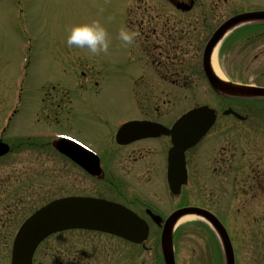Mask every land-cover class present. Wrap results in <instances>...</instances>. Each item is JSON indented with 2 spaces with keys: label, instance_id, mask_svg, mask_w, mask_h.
Returning a JSON list of instances; mask_svg holds the SVG:
<instances>
[{
  "label": "rangeland",
  "instance_id": "rangeland-1",
  "mask_svg": "<svg viewBox=\"0 0 264 264\" xmlns=\"http://www.w3.org/2000/svg\"><path fill=\"white\" fill-rule=\"evenodd\" d=\"M208 1L209 8L197 6L182 15L164 0H0V130L21 97L19 111L1 138L13 146V151L0 159V264H11L13 238L23 221L51 201L70 196L111 199L106 195L111 191L121 202L123 192L133 202H140L130 186H101L81 170L63 166L62 171L55 164L58 160L52 158L56 154L51 148L42 147L41 142L27 144L19 138L23 135L20 133L46 130L69 135L91 146L104 162L108 155L110 159L116 156L109 145L114 130L144 114V106L139 103L160 105L159 115L171 121L201 106L222 113L230 107L248 118L240 122L222 117L213 133L190 152L192 185L184 189L186 196L181 194L175 200L168 201L166 194L170 195L164 186H157L158 173L151 177L128 173L122 153L114 166L117 178L139 185L136 187L144 190L139 194L151 197H145V201L155 203L167 216L186 206L215 210L232 237L237 264H264V204L252 203L241 188L232 184L236 175L238 186H248L249 179L252 182L249 171L253 151L260 153L261 157L255 158L264 175V104L219 99L202 68L209 26L217 27L237 12L262 6L263 1L228 0V5L219 6L217 1ZM142 7L147 11L144 19L138 11ZM155 13V23L178 27L185 39L180 46L164 45L152 52L157 56L173 50V64L168 66L180 73L176 78L156 81L158 85L152 91L151 81L140 76L148 78L151 68L147 56L141 55L139 40L126 47L119 40V31L127 27L138 33L134 26L152 23L150 18ZM92 20H99L108 29L111 45L107 54L93 56L66 44L73 25ZM163 57L158 60L165 67L167 56ZM217 69L233 83L264 88V28L227 41L218 55ZM157 76L151 75L154 80ZM141 166L147 171L145 161ZM214 170L218 179L212 177ZM250 172L252 175L254 171ZM219 200H224L223 205ZM161 234L162 230L151 224L146 248L128 245L115 264H163ZM176 234L177 264H221L218 237L203 221L185 223ZM94 239L96 235L82 233L52 237L38 251L36 264H60L61 254L70 264H88L86 249ZM74 258L80 261L72 262Z\"/></svg>",
  "mask_w": 264,
  "mask_h": 264
},
{
  "label": "water",
  "instance_id": "water-1",
  "mask_svg": "<svg viewBox=\"0 0 264 264\" xmlns=\"http://www.w3.org/2000/svg\"><path fill=\"white\" fill-rule=\"evenodd\" d=\"M264 20V13L248 14L227 22L219 29L204 54V68L212 88L225 97L264 99V89L234 85L220 80L211 67V57L226 33L236 25L250 20ZM216 122V114L202 108L188 114L179 122L176 131L167 133L174 138V157L182 163L179 186H171L177 193L186 182L185 152L196 146ZM137 138H134L135 140ZM9 148L0 144V156ZM195 216L207 221L218 233L223 245L226 264H236L235 254L229 235L221 222L213 214L199 208H186L176 212L166 222L162 234V250L165 264H176L173 236L180 219ZM91 230L113 234L140 244L148 238L147 224L135 214L118 206L92 199L71 198L54 202L36 213L21 228L14 244L13 264H33V256L38 246L49 236L66 230Z\"/></svg>",
  "mask_w": 264,
  "mask_h": 264
},
{
  "label": "flooded vegetation",
  "instance_id": "flooded-vegetation-1",
  "mask_svg": "<svg viewBox=\"0 0 264 264\" xmlns=\"http://www.w3.org/2000/svg\"><path fill=\"white\" fill-rule=\"evenodd\" d=\"M168 2H170V4L172 5L173 9H180L181 11L186 10L187 8L192 7L194 10L195 8H197V6H205L208 7V0H167ZM212 1H217L216 4L217 6H219L220 4H222L223 1H227V0H212ZM209 8V7H208ZM193 10V11H194ZM192 11V12H193ZM142 15L147 12L145 9L141 8ZM157 13L154 14L153 17H151V21L152 23H146L143 24L140 23L139 27L141 28V34L143 36V38L141 39V41L145 44V47L143 49V52L146 54V56L148 58L152 59V75H157L159 74L160 77L162 79L166 78V77H170L172 76V78H175L176 76V71L169 69L168 65H171V63L173 64V58L174 56L172 55V51H166V52H161L160 55H154L152 52L156 51L158 49H160V47H163L164 45H173V46H179L180 45V41L183 38L182 35V30L179 29L178 27L176 28L175 26H173L171 28L170 25H158L157 23H155L154 21L157 20ZM207 19V18H205ZM150 26V27H149ZM153 26V27H151ZM180 35V36H179ZM180 38H179V37ZM179 38V39H178ZM178 39V40H176ZM178 42V44L176 43ZM175 44V45H174ZM166 55L167 56V66L163 67V69H160L161 65H163V63L161 61H159V58H164L163 56ZM157 58V61H156ZM156 64L158 65L157 67ZM151 90H155V85H153L151 87ZM144 110V114L142 115L141 118L139 119H130V120H139V121H147V122H151V123H159L164 125L165 127L171 128L172 125L175 122H172L170 119L171 118H165L164 116H160L159 112L162 110L160 108H149L147 107L143 109ZM119 129V126L114 130V134L111 136L110 141H109V145L111 147V153L112 154H116L115 157H111L112 159H110V155H108V162H104L102 164L103 167V176L101 179H95L89 175H87L83 170H81L77 165L72 164L62 158L58 159V162L55 163L57 165H59V169H61L63 171V166L72 168L74 171L75 170H81L82 172H84L92 181L98 182L99 184H101V186H109L112 188H118L119 186H125L124 182H123V178L119 179L117 178V173L118 171L116 170V167L114 166L115 162H116V157H120L121 153L124 155V160L125 163H123V167L125 170H128V173H138L141 174L143 176H149L150 177L155 174L158 173V185L157 186H164L165 188V193L168 192L170 196H168L166 194V199L168 198L169 200H175V198H177L178 196H180L181 194H183L184 189L187 188L183 187L181 189V193L178 194L177 196L175 195H171L170 194V189H169V183H168V176H167V171H168V151L171 148V138L169 137H165L162 136L158 139H146L143 141H139L130 145H126V146H122L119 145L116 141V135H117V131ZM256 131V130H255ZM254 131V133H255ZM257 132V131H256ZM142 144H147L146 147H136ZM89 146V145H88ZM91 147V146H90ZM253 147L256 148V145L253 144ZM92 148V147H91ZM163 153L164 157H161L160 154ZM251 155H253V157H251V165H250V171H254L253 174L251 175V172L249 171V175L250 177H252V182L249 179L248 180V186H238L239 184V179L235 178V180L233 181V187L240 189L241 188V192L246 193L247 198H250L252 200V203L256 204V202L260 203V204H264V175L260 174V161L257 160L255 158V156H260V153H256V151H253V153L251 152ZM110 159V160H109ZM148 164L147 166V171L143 170V167L141 166V163L144 162ZM186 161H187V168H188V172L190 175V161H189V156L188 154L186 155ZM76 172V171H75ZM63 173V172H62ZM131 177V176H129ZM132 178V177H131ZM114 179H117V182L113 181ZM130 182V190L131 192H135V193H139V192H144V190H141L140 188L136 187L139 185H136L132 180L130 179H126ZM129 182H125L126 186L129 185ZM124 188V187H123ZM245 189V190H244ZM218 192V191H217ZM212 193H216V192H212ZM233 193V191H231V194ZM255 193H259L258 195ZM111 191H107V196H109V198H103L106 199L108 201H111L113 203H117V204H121L125 207L131 208L133 209L134 207H137V210H134V212H136L141 218H143L145 221H147L148 224H154L157 222V218L156 216H159L161 219L166 220L173 212H175L176 210H174L170 215L167 216V214L163 213L162 211H159L158 206H156L155 203H153L150 200H147L148 203L145 201L146 198L150 199L151 197L149 195L146 194H137L136 196H138V198L140 199V202H133L131 199L130 195H127L123 192V194H121L122 196H125V198H122V200L125 202L127 201L126 204L130 205V206H134V207H130L128 205H125L124 202H121L119 199L114 198L111 195ZM185 194V193H184ZM182 196H186L185 195ZM168 196V197H167ZM146 197V198H145ZM150 197V198H149ZM187 199V198H185ZM155 202L156 199H154ZM165 201V200H164ZM164 201H162L161 203H165ZM251 202V201H250ZM219 203L223 205L224 200H219ZM160 204V203H159ZM162 204H160L161 207ZM189 207V206H186ZM191 207V206H190ZM144 210H143V209ZM139 209V210H138ZM142 209V210H141ZM178 210V209H177ZM140 211V212H139ZM215 211V210H214ZM216 215H218V213H216ZM219 217V215H218ZM159 221V220H158ZM161 223V221H160ZM82 234H91V235H96V239L90 241L89 247L88 249H86L87 253L89 254L88 256V264H112V263H117V258L119 257V259H122V256L124 255L125 251H126V247L129 245L127 242H125L124 240H121L119 238L116 237H112L109 235H105V234H100V233H86V232H81ZM77 235H79V232L77 233ZM112 244H113V248H112ZM146 246V244L142 245V246H137L139 248H144ZM78 247H80L78 245ZM146 248V247H145ZM85 251V254H86ZM83 253V251H82ZM69 258L64 255L61 254L60 255V259L59 262L60 264H70L68 261ZM80 261L79 258H74L72 260V262H78ZM37 262V258L34 259V264H36ZM85 264V263H83Z\"/></svg>",
  "mask_w": 264,
  "mask_h": 264
},
{
  "label": "clouds",
  "instance_id": "clouds-1",
  "mask_svg": "<svg viewBox=\"0 0 264 264\" xmlns=\"http://www.w3.org/2000/svg\"><path fill=\"white\" fill-rule=\"evenodd\" d=\"M138 33L123 27L119 31V40L126 47L133 46ZM66 44L69 48L87 50L90 55L107 54L111 45L110 35L106 26L99 20L73 25L68 32Z\"/></svg>",
  "mask_w": 264,
  "mask_h": 264
},
{
  "label": "bare ground",
  "instance_id": "bare-ground-1",
  "mask_svg": "<svg viewBox=\"0 0 264 264\" xmlns=\"http://www.w3.org/2000/svg\"><path fill=\"white\" fill-rule=\"evenodd\" d=\"M217 55H218V49L215 50V53H214V55H213V58H212V66H213V69H214L215 73H216L221 79L224 80L223 75L220 74V72H219L218 69H217ZM14 117H15V116H14ZM195 220H197L196 217H191V216H189V217H184V218H182V219L178 222V225L181 226V225H183V224H185V223H188V222H191V221H195Z\"/></svg>",
  "mask_w": 264,
  "mask_h": 264
}]
</instances>
